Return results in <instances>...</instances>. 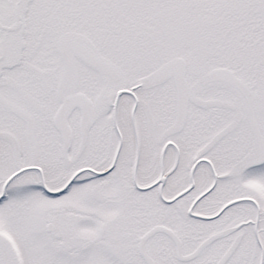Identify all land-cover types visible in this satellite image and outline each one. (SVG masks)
I'll return each instance as SVG.
<instances>
[{"label": "snow or ice", "instance_id": "obj_1", "mask_svg": "<svg viewBox=\"0 0 264 264\" xmlns=\"http://www.w3.org/2000/svg\"><path fill=\"white\" fill-rule=\"evenodd\" d=\"M0 264H264V0H0Z\"/></svg>", "mask_w": 264, "mask_h": 264}]
</instances>
